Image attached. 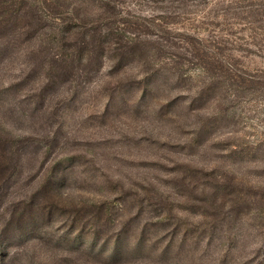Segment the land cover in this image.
Segmentation results:
<instances>
[{
    "label": "rangeland",
    "instance_id": "1",
    "mask_svg": "<svg viewBox=\"0 0 264 264\" xmlns=\"http://www.w3.org/2000/svg\"><path fill=\"white\" fill-rule=\"evenodd\" d=\"M1 1L0 264H264V0Z\"/></svg>",
    "mask_w": 264,
    "mask_h": 264
},
{
    "label": "trees",
    "instance_id": "2",
    "mask_svg": "<svg viewBox=\"0 0 264 264\" xmlns=\"http://www.w3.org/2000/svg\"><path fill=\"white\" fill-rule=\"evenodd\" d=\"M55 3H57L59 0H54ZM4 2L0 0V10L4 12L3 7ZM56 5V7H57ZM107 13L106 10H83V14L80 16L78 12L75 13V17L77 23H75L77 26H72L71 23H68L69 21L64 22L58 29V36H59V42L61 43V47L64 49V46L69 48L73 51V57L76 59V61H83V50L87 49L88 47H95L97 49L103 48L104 44H106V38H108L109 35V23L106 26L108 28V31H102L98 24V18L101 14ZM14 15L16 17H25L29 14H37L35 13V10H17L16 12H11L10 15ZM96 22L95 26H93L91 29L87 28V22ZM128 44H137L136 39L131 40ZM127 47V46H126ZM134 46H131L130 48L133 49ZM121 51V50H120ZM132 51H127L124 53V55H134L131 54ZM55 61V60H54ZM55 68V66L53 67Z\"/></svg>",
    "mask_w": 264,
    "mask_h": 264
}]
</instances>
